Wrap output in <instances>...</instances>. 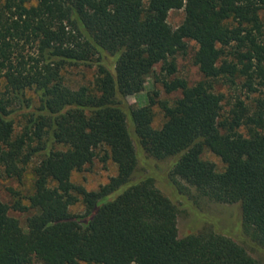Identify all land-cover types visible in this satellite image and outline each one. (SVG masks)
<instances>
[{
	"label": "trees",
	"instance_id": "trees-1",
	"mask_svg": "<svg viewBox=\"0 0 264 264\" xmlns=\"http://www.w3.org/2000/svg\"><path fill=\"white\" fill-rule=\"evenodd\" d=\"M262 15L264 0H0V175L19 177L36 158L27 205L0 199V264H264L226 231L179 237L163 175L139 157L170 160L176 200L238 202L243 234L264 253ZM189 41L202 75L192 85L174 76ZM77 65L95 67L91 86L65 83ZM150 75L180 96L129 103ZM218 83L236 92L227 110ZM101 152L115 175L93 191L74 183ZM10 208L33 211L25 227Z\"/></svg>",
	"mask_w": 264,
	"mask_h": 264
},
{
	"label": "rangeland",
	"instance_id": "rangeland-1",
	"mask_svg": "<svg viewBox=\"0 0 264 264\" xmlns=\"http://www.w3.org/2000/svg\"><path fill=\"white\" fill-rule=\"evenodd\" d=\"M184 17L183 8L171 9L168 12L167 21L172 27H176L180 24ZM262 17H264L262 15ZM189 48L186 54L176 56L177 70L174 76H179L188 82L189 85L197 82L202 75L200 74L196 65L192 62V54L196 49L194 41H189ZM155 71L159 73V65L155 66ZM64 81L72 88H76L79 85L91 86L96 75V69L94 66L77 65L67 66L62 70ZM215 89L222 92L225 95L223 100V108L227 110L234 96L233 88L226 84L218 83L215 85ZM157 91V95L154 94ZM27 95L33 96L31 92H27ZM152 95L156 100L164 99L168 103H173L176 98L180 96L179 91L165 92L161 83L155 82L153 76H148L145 79L141 90L135 92L127 97V101L134 106L145 105L148 103V96ZM154 119L153 126L159 127L164 118L158 103L153 105ZM15 131H19V120L15 122ZM95 157L93 162L86 164L81 171H74L71 174V180L79 185H82L86 190H96L100 185L105 184L110 176L115 175L116 165L107 158L102 160L100 157ZM139 157L144 161L147 167H155L158 174H162L163 177L156 183L161 191L175 201L178 206L179 212L177 217V233L179 237L186 236L190 233H197L202 230H214L219 233L226 231L233 238L243 244L248 252L264 261V253L251 245L247 235L243 234L241 230L242 214L240 204L236 203H219L209 201L205 199H195L188 197L189 202H184L182 199L176 200L173 197L172 190L175 187L170 185L166 180L165 174L169 168V159L158 160L149 157L144 154H140ZM202 158L213 161L218 169L223 167L220 159L209 151H205L202 154ZM36 162V158L25 166L24 171L19 177H7L5 174L0 175V199L8 203L10 206L14 204L16 200H19L22 204L27 205L26 197L32 190V167ZM176 190V189H175ZM193 193V192H191ZM84 209L81 202L69 208L71 213H80ZM32 210L18 211L13 208L9 209V214L18 219L20 225L25 227L26 218L32 214ZM40 264V263H36ZM78 264H87L85 262H79ZM135 264V263H131Z\"/></svg>",
	"mask_w": 264,
	"mask_h": 264
}]
</instances>
